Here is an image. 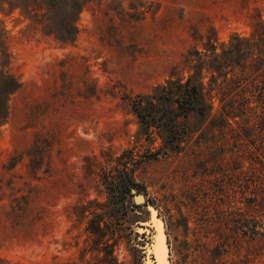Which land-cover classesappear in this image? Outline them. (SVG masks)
<instances>
[{
  "label": "rangeland",
  "instance_id": "obj_1",
  "mask_svg": "<svg viewBox=\"0 0 264 264\" xmlns=\"http://www.w3.org/2000/svg\"><path fill=\"white\" fill-rule=\"evenodd\" d=\"M257 13L264 21V0H88L76 41L63 43L19 10H0L21 85L0 127V264H103L87 228L100 203L119 264H162L161 224L166 264H264V244L248 232L254 218L264 221L251 200L256 189L264 195V117L223 131L193 115L183 147L168 150L159 137L149 142L122 98L187 76L183 57L202 48L201 36H247ZM37 143L50 144L34 170ZM131 148L147 161L117 210L107 171Z\"/></svg>",
  "mask_w": 264,
  "mask_h": 264
},
{
  "label": "trees",
  "instance_id": "obj_2",
  "mask_svg": "<svg viewBox=\"0 0 264 264\" xmlns=\"http://www.w3.org/2000/svg\"><path fill=\"white\" fill-rule=\"evenodd\" d=\"M87 1L0 0V10H19L30 24L46 35L63 43H74L78 35L77 21ZM252 18V32L247 36L234 33L223 43L218 42L213 29L201 36L202 48L195 47L183 57L182 70H187V76L173 75L150 94L123 93L122 98L139 119L149 142L154 143L159 137L168 150H180L191 131L188 121L193 115L211 121V127L223 131L234 129L235 124L242 129L239 118L249 124L251 119L264 117V21L258 13ZM8 59L9 52L0 34V127L8 120L11 96L21 86L10 72ZM49 144H36V153L31 160L34 170L41 168V154ZM160 150L158 147L150 151L148 160L158 158ZM145 161L147 159L140 157L134 148L126 149L107 171L106 187L114 193L110 201L117 210L122 209L120 202L131 189L139 187L135 172ZM262 171L258 175L259 183L264 181V168ZM251 200L252 203L256 201V213L264 215V209H259L263 206L264 195L259 197L256 189L255 199ZM92 204L95 208L99 205L92 201L81 208L88 211ZM106 207L100 203L99 208L103 211L91 212L93 217L87 228L96 235L94 247L105 252L103 264H119L112 255L115 245L105 239V229L101 225ZM248 232L260 245L264 244V221L254 218Z\"/></svg>",
  "mask_w": 264,
  "mask_h": 264
},
{
  "label": "bare ground",
  "instance_id": "obj_3",
  "mask_svg": "<svg viewBox=\"0 0 264 264\" xmlns=\"http://www.w3.org/2000/svg\"><path fill=\"white\" fill-rule=\"evenodd\" d=\"M142 203V202H141ZM153 210V209H152ZM156 221H158V220H156L155 219V225H156V228H157V223H156ZM157 235H158V232H157ZM157 238L158 237H156V245H157V247H158V245L161 247V259H162V264H166V261H165V256H164V240H163V235H162V224H161V235H160V238H158V239H160V240H157ZM159 241V242H158ZM158 243V244H157ZM155 245V246H156ZM154 250H155V254H156V249H155V247H154ZM156 259H157V254H156ZM158 261V260H157Z\"/></svg>",
  "mask_w": 264,
  "mask_h": 264
},
{
  "label": "water",
  "instance_id": "obj_4",
  "mask_svg": "<svg viewBox=\"0 0 264 264\" xmlns=\"http://www.w3.org/2000/svg\"><path fill=\"white\" fill-rule=\"evenodd\" d=\"M132 190H133V192H135V190H134V188H132ZM145 197H144V195L143 194H135V197H134V201L136 202V203H138V204H140L141 202L143 203V202H145ZM162 235H163V240L165 239V235H164V233H163V231H162ZM166 251H167V246H166V244H165V242H164V256H165V261L167 262V258H166Z\"/></svg>",
  "mask_w": 264,
  "mask_h": 264
}]
</instances>
